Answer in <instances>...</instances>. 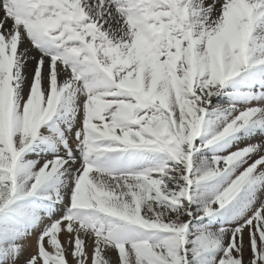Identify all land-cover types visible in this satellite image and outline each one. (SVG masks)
Returning <instances> with one entry per match:
<instances>
[{"label": "snow or ice", "instance_id": "obj_1", "mask_svg": "<svg viewBox=\"0 0 264 264\" xmlns=\"http://www.w3.org/2000/svg\"><path fill=\"white\" fill-rule=\"evenodd\" d=\"M0 10V264H264V0Z\"/></svg>", "mask_w": 264, "mask_h": 264}, {"label": "bare ground", "instance_id": "obj_2", "mask_svg": "<svg viewBox=\"0 0 264 264\" xmlns=\"http://www.w3.org/2000/svg\"><path fill=\"white\" fill-rule=\"evenodd\" d=\"M3 15H4L3 11L0 10V17H2ZM8 24L10 25L11 24V21H8ZM25 46H27V44ZM33 67H34V63L33 62H30L29 63V68H28L29 73L32 72Z\"/></svg>", "mask_w": 264, "mask_h": 264}, {"label": "rangeland", "instance_id": "obj_3", "mask_svg": "<svg viewBox=\"0 0 264 264\" xmlns=\"http://www.w3.org/2000/svg\"><path fill=\"white\" fill-rule=\"evenodd\" d=\"M34 239H35V237H33V241H34ZM110 256H111V258H112L113 260H115L116 257H117V253H116L115 251H112V252L110 253Z\"/></svg>", "mask_w": 264, "mask_h": 264}]
</instances>
